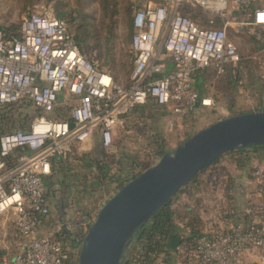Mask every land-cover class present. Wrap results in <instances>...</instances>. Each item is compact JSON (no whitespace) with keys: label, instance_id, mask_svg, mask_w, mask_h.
Listing matches in <instances>:
<instances>
[{"label":"built area","instance_id":"2783aa9c","mask_svg":"<svg viewBox=\"0 0 264 264\" xmlns=\"http://www.w3.org/2000/svg\"><path fill=\"white\" fill-rule=\"evenodd\" d=\"M256 1L144 0L134 15L126 85L83 52L69 23L50 5L28 13L19 34L0 27V105L30 101L42 112L28 131L0 136V216L14 215L15 236L23 239L12 257L0 253V264H70L66 239L40 233L51 213L44 181L52 160L68 156L95 133L111 150L123 116L151 98L184 120L199 103L211 106L213 99L197 90L196 77L203 71L223 76L231 68L235 73L242 54L228 36L230 22L242 13L249 24L264 26V7ZM187 5L209 13L210 25L187 13ZM217 18L219 27L213 26ZM61 98L70 102L68 115L54 118L57 108L65 110ZM252 177L261 198L258 213L246 210L256 215L252 221L225 216L218 226L208 223L192 245L180 241L173 255L180 252L199 264H244L248 251L258 248L264 259V167Z\"/></svg>","mask_w":264,"mask_h":264},{"label":"rangeland","instance_id":"374dc122","mask_svg":"<svg viewBox=\"0 0 264 264\" xmlns=\"http://www.w3.org/2000/svg\"><path fill=\"white\" fill-rule=\"evenodd\" d=\"M130 1L132 9L126 11L129 0H119V11L109 27L110 19L103 10L104 0H0V27L7 30V34H19L23 19L44 4L52 6L56 14L59 11L66 12L65 18L69 21L70 28L77 33L83 52L97 60L118 82L126 85L130 80L134 57L131 49L134 33L132 20L144 0ZM256 3L264 7V0H257ZM187 8L201 25H210L206 21L209 13L188 5ZM248 22V17L242 13L238 20L230 22L228 36L235 40L242 54V61L234 69L235 73L233 68L223 76L207 71L200 73L204 80L203 96L213 99L211 106L202 105L201 109L184 120L169 110L154 107L153 103L156 101L149 99L147 103L140 105V109L123 116L111 150L102 146L100 134L95 133L83 143H76L68 156L52 160L51 173L44 181L51 208L47 217L51 229L45 225L42 228L66 239L71 248L70 264H79L84 238L96 221L101 204L106 203L123 185L133 180L138 172L159 161L160 147L155 142L157 137L163 138L165 148L171 152L190 136L220 119L246 112L264 111V26ZM221 24V21H216L218 27ZM60 105H65V110ZM59 106L51 116L59 119L67 117L70 102L62 99ZM0 113L6 120L0 124L1 136L7 132L28 130L30 122L42 112L32 102L24 101L0 109ZM214 169L218 176L230 175L231 179H234L235 172L238 173L233 168ZM253 171L254 168L251 172ZM246 181V187L236 189V195L239 194L240 197L244 194V197H248L247 205L254 207V213H258L256 207L260 203V197L257 183L250 176ZM225 184L227 185L226 182ZM230 184L231 180L228 185ZM184 193L178 191L172 197V207L179 219L188 216L187 210L190 207L195 206L193 208L200 211V202L197 201L195 205L189 200V193ZM232 200L242 203L243 197H234ZM14 222L12 214L0 216V253H7L11 257L20 249L23 241L15 236L17 231ZM262 254V250L258 248L248 251L244 264H264ZM175 256L180 264H199L193 257L180 252L175 253Z\"/></svg>","mask_w":264,"mask_h":264},{"label":"water","instance_id":"95a60500","mask_svg":"<svg viewBox=\"0 0 264 264\" xmlns=\"http://www.w3.org/2000/svg\"><path fill=\"white\" fill-rule=\"evenodd\" d=\"M256 145H264V111L220 119L190 136L103 205L84 238L79 264H122L136 231L200 171L227 152ZM180 241L172 238L171 247Z\"/></svg>","mask_w":264,"mask_h":264},{"label":"crops","instance_id":"0c3cea01","mask_svg":"<svg viewBox=\"0 0 264 264\" xmlns=\"http://www.w3.org/2000/svg\"><path fill=\"white\" fill-rule=\"evenodd\" d=\"M203 81V77L201 76V74H199L196 77L195 86L201 96L204 95V88L202 84ZM201 108L202 105L201 103H199L198 109ZM233 164L236 165L233 166ZM257 167H264V147L261 149H255L250 146L239 148L235 152H227L220 159H218L216 163H213L209 167L205 168V170L200 174L201 176L199 177L201 181L199 188H197V190H194L192 193H189V195L187 192L184 193V195L189 196V200H191V202L195 205L197 201L200 202V211H197V209L195 210L193 208L195 206H193L192 208H188V210H193V214L197 213L200 215V218L202 220L201 231H204L208 227V223H212L217 226L222 224L224 222L223 218H225V216L229 217L233 221H250L254 219V217L256 216L255 214H248L246 212L247 209H250L252 207L250 205H247L248 197H244L245 195H242L240 193L243 197L242 203H239V201L235 202V200L232 199L234 197L235 199L241 198V196L238 197L239 194L236 195V189L242 190V186L246 187L248 182L246 181V179L249 178V176L252 177L251 171L253 168L255 169ZM214 168H230V170L236 169L238 173L235 172L236 175L235 177H233L234 179H231L232 176L230 177V175L220 177L216 174L217 170L215 171ZM230 180L231 184L229 186L228 184ZM225 182L227 183V185L225 184ZM231 202H233V204H231ZM189 215L190 214L188 213L187 217H182L180 219L176 218V226L181 230L182 233H187L190 231V229L185 226V224L189 220ZM261 225L264 226V221ZM49 226H51L50 223L45 224V227ZM41 232L40 233L44 235L49 233L50 230H45V228H42ZM162 256V260L159 261L158 264H166L164 261L166 257L165 254ZM171 258L172 260L167 264H180L178 262L177 256H172Z\"/></svg>","mask_w":264,"mask_h":264},{"label":"trees","instance_id":"16d2710c","mask_svg":"<svg viewBox=\"0 0 264 264\" xmlns=\"http://www.w3.org/2000/svg\"><path fill=\"white\" fill-rule=\"evenodd\" d=\"M118 3H119V0H104L103 2V10L104 12H107V18L110 19L109 27H111L112 24L114 23V16L119 11V9L117 8ZM132 6L133 4L129 0V3L125 8L126 11L131 10ZM184 9L187 13H189L188 8L185 7ZM57 16L61 19H65L69 23L67 18H65L67 17L66 12L59 11ZM133 20H134V17H133ZM133 20H132V33L134 30ZM216 21H221V19L217 18ZM216 21L213 24V26H217ZM207 23L210 24L208 21ZM4 31L6 34L9 33L7 30H4ZM72 31L74 32V35H75V38L78 44L81 46L80 39L77 33L73 29ZM150 100L154 101V99L152 98ZM11 105H14V104H11ZM11 105H4V106L0 105V109L6 108ZM153 105L154 107L161 108V106L160 105L158 106V104H156L155 102L153 103ZM140 107H141L140 105L135 106L132 108V110H138L140 109ZM39 116L40 115H37L30 122V124L28 125V130L30 129L31 124ZM2 122L4 123L6 122V120H5V117H3L0 113V124H2ZM28 130H22V131H28ZM155 142L159 143L160 148L158 151V154H159L158 157L161 158L168 151L165 148V144L161 136L157 137ZM251 147L255 149H261L264 147V145H256V146H251ZM236 150L238 149L232 150L230 152H235ZM10 160L14 161L13 157H10ZM149 167L144 168L142 171H140V173L138 172L136 176L134 175V178H136L138 175H140L143 171H145ZM204 170L205 169L200 171L191 181H189L180 190V192L181 193L182 192L192 193L194 190H197V188H199L201 184L199 176ZM173 200L174 198H171L154 216L148 219L132 236V240L130 244L124 251V255L122 258V264H158L159 261L162 260L161 258L163 257L162 255L164 254L166 257H165V260L164 259L163 260L167 264L172 260L171 257L174 256L173 253L175 252V250L171 247L172 238L179 237L181 239V242H187L189 245H192L194 242V239L202 233L201 231L202 220L199 214L197 213L193 214V210H187L188 213L191 215V217H189V220L185 224V226L188 227L190 231L187 233H182L181 230L177 228L176 211L172 207Z\"/></svg>","mask_w":264,"mask_h":264}]
</instances>
